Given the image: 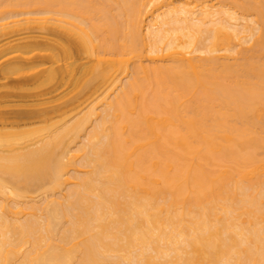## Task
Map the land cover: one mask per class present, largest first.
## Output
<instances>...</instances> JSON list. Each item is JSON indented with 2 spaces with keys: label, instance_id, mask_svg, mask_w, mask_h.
I'll use <instances>...</instances> for the list:
<instances>
[{
  "label": "bare ground",
  "instance_id": "6f19581e",
  "mask_svg": "<svg viewBox=\"0 0 264 264\" xmlns=\"http://www.w3.org/2000/svg\"><path fill=\"white\" fill-rule=\"evenodd\" d=\"M0 264H264V0H0Z\"/></svg>",
  "mask_w": 264,
  "mask_h": 264
}]
</instances>
